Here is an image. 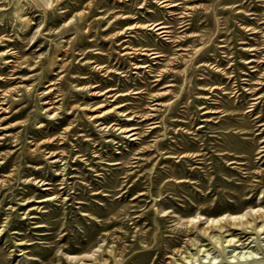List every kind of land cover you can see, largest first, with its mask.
<instances>
[{
    "label": "rangeland",
    "instance_id": "1",
    "mask_svg": "<svg viewBox=\"0 0 264 264\" xmlns=\"http://www.w3.org/2000/svg\"><path fill=\"white\" fill-rule=\"evenodd\" d=\"M263 216L264 0H0V264H264Z\"/></svg>",
    "mask_w": 264,
    "mask_h": 264
},
{
    "label": "bare ground",
    "instance_id": "2",
    "mask_svg": "<svg viewBox=\"0 0 264 264\" xmlns=\"http://www.w3.org/2000/svg\"><path fill=\"white\" fill-rule=\"evenodd\" d=\"M261 217V216H260ZM259 217V218H260ZM263 218V220H261V222H264V216L262 217ZM260 220V219H259ZM244 225H246V226H248V225H251V223L250 222H248V221H245L244 223H243ZM220 228H222V226L220 227ZM209 228H202L201 230H202V232H207V231H210L211 232V230H208ZM245 238V237H244ZM231 240H229V242H230ZM239 240L237 239L236 240V242H238ZM243 255V254H242ZM245 256V255H244ZM240 257V256H239ZM242 257V256H241ZM251 258H253L254 260H256L255 258H254V256L253 257H251ZM250 258V259H251ZM239 260V259H238ZM95 261V260H94Z\"/></svg>",
    "mask_w": 264,
    "mask_h": 264
}]
</instances>
